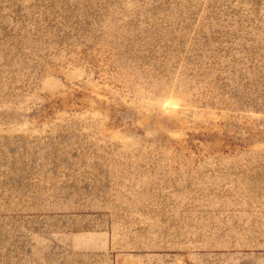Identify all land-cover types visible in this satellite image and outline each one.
Segmentation results:
<instances>
[{
	"label": "rangeland",
	"instance_id": "rangeland-1",
	"mask_svg": "<svg viewBox=\"0 0 264 264\" xmlns=\"http://www.w3.org/2000/svg\"><path fill=\"white\" fill-rule=\"evenodd\" d=\"M0 264H264V0H0Z\"/></svg>",
	"mask_w": 264,
	"mask_h": 264
}]
</instances>
